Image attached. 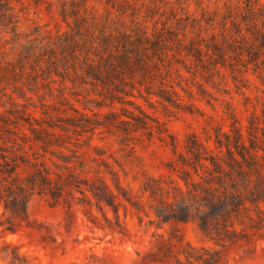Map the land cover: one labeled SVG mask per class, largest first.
<instances>
[{
	"label": "trees",
	"instance_id": "16d2710c",
	"mask_svg": "<svg viewBox=\"0 0 264 264\" xmlns=\"http://www.w3.org/2000/svg\"><path fill=\"white\" fill-rule=\"evenodd\" d=\"M58 14L63 31L42 23L23 30L13 1L0 0V96L12 105L0 113V129L28 126L44 154L58 156L37 157L27 175L15 157H0L4 229L11 232L28 219L35 193L70 207L78 192L108 222L111 209L118 226L121 196L142 206L121 183L123 165L114 157H79L66 139L72 133L162 136L167 122L140 99L171 115L195 105L181 92L195 98L189 79L213 108L207 85L221 89L227 73L239 87V73L250 70L264 83V0H61ZM227 114L228 130L215 126L206 141L190 133L169 173L141 184L152 223H191L203 243H184L177 228L151 264H220L229 247L264 229V89L261 112L254 108L246 125Z\"/></svg>",
	"mask_w": 264,
	"mask_h": 264
},
{
	"label": "rangeland",
	"instance_id": "374dc122",
	"mask_svg": "<svg viewBox=\"0 0 264 264\" xmlns=\"http://www.w3.org/2000/svg\"><path fill=\"white\" fill-rule=\"evenodd\" d=\"M12 1L23 30H29L36 23L47 24L50 28L62 31L67 27L58 14L61 0ZM205 1L215 5L227 0ZM239 75L242 79V82H238L240 87L229 73L226 81L220 83L221 89L207 85L213 93L215 108L201 99L191 79L188 81L195 98L190 99L181 90L186 101L195 104L189 108L191 110L169 115L161 105L154 109L140 99L150 113H155L167 122L169 130L162 136L140 134L137 139L123 140L120 135L107 132L83 135L72 133L71 138L66 139L72 148L78 146L77 153L82 154L79 157H108L111 160L114 157L123 165L127 173L120 172L121 183L130 189L135 199L141 200L142 206L136 208L121 196V225L118 226L111 209L107 210L111 219L108 222L95 205L80 202L79 197L82 195L78 192L74 193L77 197L71 200L70 207L63 202L53 204L48 194L35 193L28 201V219L11 232L4 229L9 225V214L4 213L5 208L0 201V264H151L155 250L177 228L184 243L203 244L191 223L169 222L161 227L152 223L154 213L147 197L141 196L140 186L149 176L159 177L169 173L168 163L181 153H186V141L190 133H196L201 140L206 141L207 131L213 133L215 126L229 129L231 119L227 111L234 112L243 126L247 124L254 108L261 112L264 89L262 79L251 70ZM35 99L39 105L37 97ZM10 108L12 105L9 99L0 96V113ZM29 111L37 117L43 115L41 107L30 106ZM32 135L28 126L23 124H20L16 133L0 129V157H15L19 164L18 172L22 175L34 169L32 163L37 157H58L51 153L44 154L40 142L34 140ZM97 146L101 148V154H98ZM65 151L71 154V151ZM91 214L95 217L92 218ZM220 264H264V229L249 242L243 241L229 247Z\"/></svg>",
	"mask_w": 264,
	"mask_h": 264
}]
</instances>
